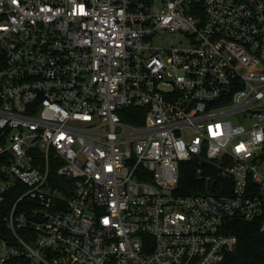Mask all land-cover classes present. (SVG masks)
Segmentation results:
<instances>
[{
	"label": "built area",
	"instance_id": "built-area-1",
	"mask_svg": "<svg viewBox=\"0 0 264 264\" xmlns=\"http://www.w3.org/2000/svg\"><path fill=\"white\" fill-rule=\"evenodd\" d=\"M0 155V264H225L264 232V0H0Z\"/></svg>",
	"mask_w": 264,
	"mask_h": 264
},
{
	"label": "trees",
	"instance_id": "trees-1",
	"mask_svg": "<svg viewBox=\"0 0 264 264\" xmlns=\"http://www.w3.org/2000/svg\"><path fill=\"white\" fill-rule=\"evenodd\" d=\"M121 114L127 121L141 123L145 115V108L130 106L122 109ZM2 159L3 156L0 155V174L2 172ZM179 188L189 193H193L201 188V184L197 182L196 169L191 161L182 164ZM213 190L218 191L215 188ZM16 198L17 193L11 189L7 193V199L0 203V235H4L7 239L11 238V243L14 240L6 228L4 216ZM262 221L263 218L246 220L238 217L230 224L229 231L238 235L239 244L237 250L227 256L225 264H264V232L261 230ZM21 264L35 263H31L28 258H22Z\"/></svg>",
	"mask_w": 264,
	"mask_h": 264
}]
</instances>
